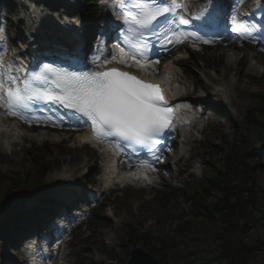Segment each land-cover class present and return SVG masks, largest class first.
<instances>
[{
    "label": "rangeland",
    "instance_id": "rangeland-1",
    "mask_svg": "<svg viewBox=\"0 0 264 264\" xmlns=\"http://www.w3.org/2000/svg\"><path fill=\"white\" fill-rule=\"evenodd\" d=\"M1 1L10 11V18L7 20L11 27L8 32L9 41L17 43L15 33L22 31L21 14H25V10L21 7L20 0ZM43 1L48 6L42 5L40 11L45 7L51 14L57 13L55 8L50 7L57 5L60 0ZM74 4L77 7L78 2ZM92 11L97 15L102 12L99 7H93ZM90 22L99 21L91 19ZM194 48L196 50L185 46L176 56L182 57V63L175 66L177 76L174 80L178 81L174 85L178 90L175 93L191 90L196 78H199V87L203 92L202 97H194L198 100H195V108L189 111L192 120L179 128L178 136L187 134L183 149L180 150L179 144L175 143L167 151L163 166L151 169V174L146 179L106 193L99 206H106L103 211L94 210V215L91 213L86 218L83 227L72 232V240L64 251L69 255L68 262L123 264L128 261L131 249L138 246L149 252L160 264H171L172 248L169 242L172 231L177 226L176 217L181 215L190 219L188 212L191 211V206L184 198L168 194H172L175 188L197 184L201 173L208 168V152L213 145L220 143L224 134L227 135V145L232 144L237 152L245 151L243 159L256 169L255 185L264 190V138L260 141L249 135L248 141L244 143L246 111L259 105L255 94L264 90V52L248 43ZM252 55H255L254 58ZM243 62H246L245 65ZM159 65L154 64L155 75ZM221 83L226 84L227 99L216 93V87ZM199 110L204 113L199 115ZM261 125L264 135V122ZM234 129L237 130L236 133ZM23 130L24 134H32L34 138L28 139L25 136L23 142L9 148L0 144V192L6 194L4 201L0 202V252L13 261H20V254L14 249L10 255L3 252L9 247L5 239L7 235L2 232L3 225L9 221L14 222L13 218L16 216L17 219L23 217L22 220H25L26 213L33 208L31 203L39 202L43 208L47 207L45 201L61 189L55 180V175L61 168H71L74 180L81 184L94 181L103 172V163L88 146L77 149L79 144L70 137L66 139H69V143L59 142L67 134L47 133V139L37 137V131L31 133L32 130L25 127ZM252 143L255 144L252 146ZM40 151H43L40 164L43 169L47 167L45 175L35 166L36 153ZM176 158L179 160L174 165L175 169H170L167 163ZM94 164L97 167L92 170ZM146 181L150 184L141 188L140 185ZM166 197L168 205L162 202ZM262 221V225L249 227L243 235L244 246H258L254 249L249 264H264V214ZM130 229L140 234L131 243L126 240ZM209 244L212 247V243Z\"/></svg>",
    "mask_w": 264,
    "mask_h": 264
},
{
    "label": "trees",
    "instance_id": "trees-1",
    "mask_svg": "<svg viewBox=\"0 0 264 264\" xmlns=\"http://www.w3.org/2000/svg\"><path fill=\"white\" fill-rule=\"evenodd\" d=\"M81 3V12L87 13L89 0ZM255 95L259 105L246 111L244 143L249 135L260 141L264 138V90ZM226 138L220 141L221 154L216 151L218 146H213L208 170L199 183L173 192L174 197L187 200L192 210L188 212L190 219L176 217L177 226L169 242L171 264H249L258 248L244 246L246 231L241 226L248 223L256 228L263 224L264 190L256 187V169L243 159L245 152H237L231 145L223 148ZM35 165L43 168L39 160H35ZM5 195L0 192V202ZM128 236L130 241L140 234L133 231Z\"/></svg>",
    "mask_w": 264,
    "mask_h": 264
},
{
    "label": "bare ground",
    "instance_id": "bare-ground-1",
    "mask_svg": "<svg viewBox=\"0 0 264 264\" xmlns=\"http://www.w3.org/2000/svg\"><path fill=\"white\" fill-rule=\"evenodd\" d=\"M22 6L27 8L26 9L27 12H26V14H24V17H23V32L20 31V32H18L16 34V38L17 39H19V38L22 39L23 38V39H25L26 41L29 42L33 38H36V35L38 34V32L40 31L41 28L42 29L43 28H47L48 33H50L49 35H55L56 38L55 39L54 38H52V39L49 38L48 42L46 44H48V45L50 44L52 46H56L57 44H61L64 41L65 42L68 41V37H66V36L65 37L64 36L61 37L59 30L55 29L58 26L64 24L63 22L59 23V20H57L58 19L57 15L56 16L55 15L54 16L50 15L49 14V10H46L45 7H43L42 11H40V13H42L43 15H47V18H48L47 23H43L41 20L40 21H37V20L35 21L34 20L33 11H30L31 2L22 3ZM61 6H62V4H61ZM43 9H44V11H43ZM110 14H111V12H110ZM107 15H108V13H107ZM67 16H68V17H66V19L68 18L67 25L71 24L73 21H76V22L78 21V20H76L74 18H71L70 15H67ZM112 18H113V16H112ZM110 22H112V20ZM54 29H55V31H54ZM65 30H66V32L68 31V29H65ZM53 32H55V34H53ZM58 48H60V47L58 46ZM41 53L42 52H39L38 54H41ZM254 56L255 55H252V58H254ZM175 63L181 64L182 61L177 59L175 62H167V63H165L164 66H163L162 72H161L162 75H160V77H158V80L162 81L164 84H167L168 79L169 78H173L174 75H175L176 70L173 67V65ZM245 63L246 62H243L244 65H245ZM10 68H11V66H9L7 63H5L3 65V69L5 71H9ZM134 71H136L139 74H141V72H143L141 70V67H136V69H134ZM144 75L147 76V77H150L152 75V73H151V71L146 70V71H144ZM166 77H167V79H165ZM225 85H226L225 83H223V84L221 83L219 86H217L216 93L219 94L222 98H224V99L226 98L227 99L228 90H227V87ZM169 90L170 89L168 88V91ZM202 96H203V92H201V88L199 87V78H196V83H195V86H194V88L192 90H189V91H187V92H185V93H183L181 95L178 94L177 96H172V98L171 97L170 98H171V100L173 102H177V103H179L181 105V103H183L187 99H190L189 102H194V100H193V99H195L194 97H202ZM182 111H185V113H183L184 116H183V119H182L184 121V123H185L187 121V119H188V116L185 115L186 112H188V108H186L185 110L182 109ZM1 134H3L6 137V139L2 138L0 140V142L6 148H8L9 146H11V144L14 147L13 144L19 142V139H20V136H21L22 132H21V129L19 128V126H17L16 124H13V123L3 124V122L0 119V136H1ZM42 136H45V134L43 132H40L38 137H42ZM184 138H185V135H183L182 139H184ZM76 139H77V142L82 140L79 136ZM182 139H180V144L181 145L183 143ZM93 168H95V166H93ZM109 170H110V165H106L105 171L103 173L105 178H108ZM143 172L146 173L147 171H145L144 169H139L138 171L130 170L128 172L121 173L120 177H123L124 179H126L128 181L136 180L137 179L136 178L137 175L140 174V173H143ZM72 174H73V170L71 168H64L61 172H59V173H57L55 175V178H56L55 180L61 182L62 185H65L64 182L69 183V182L73 181L71 179ZM54 208H55V211H57V205H54ZM48 213L52 214V211L50 210ZM44 214H46V213H44ZM48 215L49 214H46V215H43L41 218L32 219V221H30L28 223L30 225H27L28 227L26 226L24 228V231L27 228H29V229H27L26 231H29V230H31L33 228L38 231L40 228L37 227V226H39V224L42 225L44 220L47 221V219H48L47 217H49ZM58 263H59V261H58ZM60 263L63 264L64 262H60Z\"/></svg>",
    "mask_w": 264,
    "mask_h": 264
},
{
    "label": "water",
    "instance_id": "water-1",
    "mask_svg": "<svg viewBox=\"0 0 264 264\" xmlns=\"http://www.w3.org/2000/svg\"><path fill=\"white\" fill-rule=\"evenodd\" d=\"M247 226L248 224L245 223L242 228L245 230ZM126 264H158V262L150 254L135 247L132 249L130 260Z\"/></svg>",
    "mask_w": 264,
    "mask_h": 264
}]
</instances>
